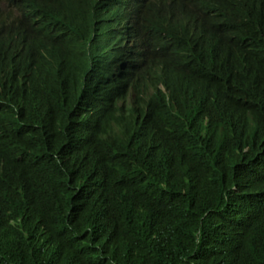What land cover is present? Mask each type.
Returning a JSON list of instances; mask_svg holds the SVG:
<instances>
[{"label":"trees","instance_id":"16d2710c","mask_svg":"<svg viewBox=\"0 0 264 264\" xmlns=\"http://www.w3.org/2000/svg\"><path fill=\"white\" fill-rule=\"evenodd\" d=\"M26 1L30 48L0 41V264H264V0ZM164 60L171 105L135 91Z\"/></svg>","mask_w":264,"mask_h":264},{"label":"clouds","instance_id":"9594fccd","mask_svg":"<svg viewBox=\"0 0 264 264\" xmlns=\"http://www.w3.org/2000/svg\"><path fill=\"white\" fill-rule=\"evenodd\" d=\"M41 8L30 4L26 0H0V41H4L7 48L14 53H22L31 45H23L17 39L22 34H35L36 22L41 15ZM260 76H264V42L252 46L247 55ZM171 60L158 62L145 72H140L135 80V91L153 96L158 105H171L178 99L166 82V69ZM110 82L107 78L97 79L90 90V94L98 98H106L110 93ZM133 88L130 89V93Z\"/></svg>","mask_w":264,"mask_h":264}]
</instances>
